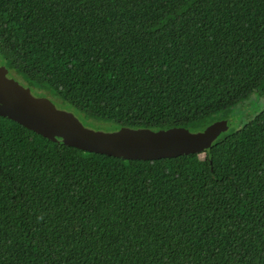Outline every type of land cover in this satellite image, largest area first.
Instances as JSON below:
<instances>
[{
    "label": "trees",
    "instance_id": "16d2710c",
    "mask_svg": "<svg viewBox=\"0 0 264 264\" xmlns=\"http://www.w3.org/2000/svg\"><path fill=\"white\" fill-rule=\"evenodd\" d=\"M0 60L79 120L202 130L264 94V0H0ZM0 264H264V108L158 160L0 116Z\"/></svg>",
    "mask_w": 264,
    "mask_h": 264
},
{
    "label": "water",
    "instance_id": "95a60500",
    "mask_svg": "<svg viewBox=\"0 0 264 264\" xmlns=\"http://www.w3.org/2000/svg\"><path fill=\"white\" fill-rule=\"evenodd\" d=\"M0 116L13 120L43 137L83 151L126 160H158L206 152L229 131L223 120L193 130L121 127L103 132L86 127L71 111L58 109L46 97H37L16 81L0 60Z\"/></svg>",
    "mask_w": 264,
    "mask_h": 264
},
{
    "label": "rangeland",
    "instance_id": "374dc122",
    "mask_svg": "<svg viewBox=\"0 0 264 264\" xmlns=\"http://www.w3.org/2000/svg\"><path fill=\"white\" fill-rule=\"evenodd\" d=\"M30 89V93L37 97H46L50 99L53 104L58 108L66 111H73L74 109L66 104L60 101L56 98H50L42 91L36 90V89ZM264 108V94H261V92H255L252 94L248 99L241 102L237 106L233 107L232 109L223 112L222 114H218L214 119L211 120L212 123L220 122L223 120L229 121V131L239 128L242 126V124L250 117H252L254 114L259 112ZM80 118V117H79ZM85 118L81 117L80 121L86 125V127L90 129H94L97 131H103V132H111L116 129V124L112 122H104V121H97V120H90V121H84ZM211 123V124H212Z\"/></svg>",
    "mask_w": 264,
    "mask_h": 264
}]
</instances>
